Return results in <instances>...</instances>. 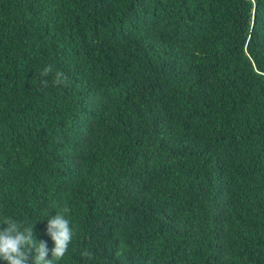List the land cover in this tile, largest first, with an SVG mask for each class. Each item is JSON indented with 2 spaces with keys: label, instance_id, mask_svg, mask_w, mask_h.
Segmentation results:
<instances>
[{
  "label": "trees",
  "instance_id": "obj_1",
  "mask_svg": "<svg viewBox=\"0 0 264 264\" xmlns=\"http://www.w3.org/2000/svg\"><path fill=\"white\" fill-rule=\"evenodd\" d=\"M65 206L59 264H264V0H0V218Z\"/></svg>",
  "mask_w": 264,
  "mask_h": 264
},
{
  "label": "clouds",
  "instance_id": "obj_2",
  "mask_svg": "<svg viewBox=\"0 0 264 264\" xmlns=\"http://www.w3.org/2000/svg\"><path fill=\"white\" fill-rule=\"evenodd\" d=\"M53 70L52 65H47L40 74L47 77ZM48 83L47 79L42 81L43 87H47ZM52 84L66 85L67 77L57 70ZM70 212L71 209L65 206L48 220L47 232L54 241L51 259L46 258L49 253L46 242L38 241L34 234L36 223L28 224L13 216L0 218V224L6 225L0 230V260L7 264H59L73 242L74 228L68 218ZM82 256L90 258L91 253L85 249Z\"/></svg>",
  "mask_w": 264,
  "mask_h": 264
}]
</instances>
